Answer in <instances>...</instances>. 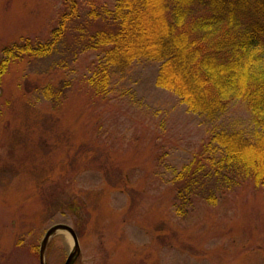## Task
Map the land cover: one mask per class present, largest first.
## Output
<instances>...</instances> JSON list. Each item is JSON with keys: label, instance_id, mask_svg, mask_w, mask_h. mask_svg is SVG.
<instances>
[{"label": "rangeland", "instance_id": "1", "mask_svg": "<svg viewBox=\"0 0 264 264\" xmlns=\"http://www.w3.org/2000/svg\"><path fill=\"white\" fill-rule=\"evenodd\" d=\"M74 1L78 17L55 51L16 58L0 77V264H39L58 223L76 232L73 264H264L263 186L209 183L175 212L174 176L191 162L211 171L223 154L215 133L256 140L246 103L213 119L192 112L156 85L160 63L144 58L111 68L107 93L96 95L87 79L105 47L87 48V38L103 22L89 13L116 0ZM70 3L0 0V59L6 47L49 42ZM72 246L55 233L46 264H63Z\"/></svg>", "mask_w": 264, "mask_h": 264}, {"label": "trees", "instance_id": "2", "mask_svg": "<svg viewBox=\"0 0 264 264\" xmlns=\"http://www.w3.org/2000/svg\"><path fill=\"white\" fill-rule=\"evenodd\" d=\"M89 16L103 22L87 38V48L105 47L87 79L96 95L107 93L111 68L124 70L144 58L160 63L156 85L173 91L190 111L213 119L240 99L260 128L254 141L240 132L215 133L212 140L223 154L209 164L211 171L193 162L181 167L173 178L177 215L187 213L198 189L209 183L251 179L264 187V0H116ZM77 17L71 0L49 42L6 47L0 77L16 58L52 54ZM45 94L53 96L51 88Z\"/></svg>", "mask_w": 264, "mask_h": 264}, {"label": "water", "instance_id": "3", "mask_svg": "<svg viewBox=\"0 0 264 264\" xmlns=\"http://www.w3.org/2000/svg\"><path fill=\"white\" fill-rule=\"evenodd\" d=\"M60 231H66L72 238L73 241V246L71 251L68 253L66 259L64 260L63 264H73L74 261L77 259V257L80 254V247H79V242H78V238L76 235V232L74 231V229L64 223H58V224H54L51 227H49L44 235L43 238L41 240V243L39 245V264H46L45 261V248L46 245L49 241V239L57 232Z\"/></svg>", "mask_w": 264, "mask_h": 264}]
</instances>
